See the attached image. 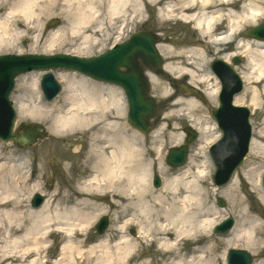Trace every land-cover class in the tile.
Returning a JSON list of instances; mask_svg holds the SVG:
<instances>
[{
    "label": "bare ground",
    "instance_id": "1",
    "mask_svg": "<svg viewBox=\"0 0 264 264\" xmlns=\"http://www.w3.org/2000/svg\"><path fill=\"white\" fill-rule=\"evenodd\" d=\"M150 9L165 21L194 23L197 33L190 41L164 36L157 45L164 64L147 72V78L165 108L161 124L149 134L152 145L148 147V136L128 122L120 88L58 71L55 77L64 84L63 92L46 103L39 79L34 80L35 104L18 100L19 118L46 125L48 136L42 141L46 148L52 141L75 147L70 151L79 159L78 170L61 156L62 174L71 188L56 182L49 191L41 184L47 175L42 164L28 165L34 152L1 143L0 264H227L226 251L232 248H245L256 257L255 264H264V205L260 213L238 201L241 184L248 182L264 204V127L233 180L224 188L213 184L216 195L228 198L229 215L237 219L229 234L220 236L212 230L224 212L209 206L203 187L211 171L206 150L218 138L210 116L220 107L217 98L221 108L225 102L218 92L231 87L236 106L250 102L256 110L264 109V41L241 38L243 29L264 19V0H0V52L29 38L34 45L31 53L47 54L66 44L74 50L64 53L85 57V50L100 45L106 29L142 22ZM50 19L60 21V26L46 34ZM231 44L240 55L220 58H244L248 71H239L241 91L231 78L234 72L226 75L222 64L218 70L210 67L208 51L222 56V47ZM22 79L19 82L25 83ZM184 80L197 89L189 92L191 96L173 91ZM184 123L203 142L186 167L172 170L162 164V151L169 142L176 148L183 145L184 135L174 130ZM156 165L163 178L161 188L150 185ZM32 193L44 196L40 207L28 204L26 196L29 201ZM239 205L244 210H238ZM102 218L109 224L104 233L96 231ZM55 238L58 243L51 244Z\"/></svg>",
    "mask_w": 264,
    "mask_h": 264
},
{
    "label": "rangeland",
    "instance_id": "2",
    "mask_svg": "<svg viewBox=\"0 0 264 264\" xmlns=\"http://www.w3.org/2000/svg\"><path fill=\"white\" fill-rule=\"evenodd\" d=\"M157 12L158 11L156 9H150L148 12L146 11L145 14H144V20L142 22H140V21L132 22V23H130L131 24L130 27L122 26V23H118V25H117V27L115 29L114 28L106 29V32L104 34L105 37L104 36H100V39L102 38L103 41L100 43V45L91 46L88 50H85V52H84L86 54L85 57L89 58L92 55L96 56L98 54L105 53V51H107L112 46L116 45L117 43H124L126 40L129 39L131 34L138 33L140 30H143L144 32H151V33H154V34L156 33L157 35H159V38H160L161 42H164V36H166L169 39L170 38H181V39H185V41H190L193 38L197 37V33H196L195 29H194L195 25H193V24L185 25V24L177 23L175 21H170V20L165 21V20L162 19V18H164V16L158 15ZM59 22L60 21H58L57 19L48 20V22L46 23V26H47L46 34H49V33L53 32L54 30H56L60 26ZM259 25H264V19H261V20H259L258 23L254 24L252 26H248L247 28L243 29V34H242L241 38H246L244 34H245V32L248 29H252V28L258 27ZM121 26H122V30L120 29ZM23 44H25V45L23 46ZM33 46L34 45L32 44V42H31V40L29 38H21L20 41H18V42L15 41L14 43H12V46H10L12 50H9V51H6V52H0V56H2V55H14V54H19V55H21V54H23V55L36 54V55L50 56V55H54V54H58V53L63 54L64 51L67 53L68 51L74 50V48H71V47L67 46L66 44H64V46L62 48H61L60 45H58L54 52H49L47 54H45L43 52H42L43 53L42 54L41 51H38L37 53H31L30 50H31V48ZM15 48H19L20 50L16 51ZM221 50H222V53H223L222 56H224V55L226 56L228 54H232L233 55L235 52H237V54H239V55L241 53L240 51L239 52L236 51L235 44L226 45V46L222 47ZM208 57L211 60L212 59L216 60V59H220L221 56H218L217 54L216 55H212L208 51ZM237 57H238V59H240V61L242 60V56H237ZM236 70L237 71H241V72L248 71L247 68H246V63H245L244 58H243V61H241L240 65L236 68ZM58 71H64V72L73 73V72L65 71V70H55V71H52V72L54 73V75H56ZM44 75H45V72H31V73H28V74H20L19 76H17L15 78V86H14V88H13L11 94H10V97H11L10 100L14 102L15 110L17 111V113H18V108H17L18 107L17 106V101L18 100L21 99V100L26 101V102L28 101V103L32 104V105L35 104V103H33L34 100H35V95H33V90H32L31 84H32V82H34V80L39 79V88H40V90L42 92L40 83H41V80L44 77ZM20 78H23L22 80H25L26 82L25 83L24 82L23 83L19 82ZM58 82H60V85L62 86V92H63L64 84L59 79H58ZM150 88L152 89V87H150ZM168 88L172 90V88L170 86ZM151 89H150V96L154 97V94H153ZM62 92H61V94H62ZM42 94H43V92H42ZM43 97H44V95H43ZM56 99H54V100H56ZM44 100H45L46 103L47 102L50 103L49 101H47L45 99V97H44ZM249 105H251L250 102H249ZM248 107H251V106H248ZM251 108L254 110V113H255L254 115L252 114L250 120H251V124H252V127H253L254 138H256L257 137V133L260 132L263 129V127H264V109H262L261 107H259L257 110L254 107H251ZM163 110H164V107H163ZM163 110H162V112H163ZM127 111H128V107H127V110H126V117H127V120H128V116H127L128 112ZM162 112H160V113L162 114ZM201 116H202V120L204 121L205 120V114L202 113ZM210 118H212V117L210 116ZM156 121H157L156 124H155V122L152 123V127H153L152 130L154 128H156L157 126H159L161 124L162 120L160 119V120H156ZM210 123H214V121L211 120ZM23 125L32 126V128H30L32 130L34 129V127H38V126H40L42 129H44L42 137H40V139H38L36 141L35 145H33L32 147L24 149V150H27V151H32L35 154V157H33L31 160H28V165H33L34 167L36 165V166L39 167V165L41 163L42 166L44 167V172L47 175L45 176L44 175L45 173L43 174L44 175L43 176L44 179H42L41 184H44L49 191L53 189L52 187H53V185L56 184V182L58 184H60L61 186H63V187H67L68 189L71 188L72 183L67 182L65 177H64V175L62 174V170H61V165L59 163V159H60L61 156L65 155V158L70 163L69 165L74 166L78 170L76 165L79 163V159L76 158V157L73 158L72 153L70 151V150H74L75 147H72V149H69L67 147H64L65 143L63 141H58V142L57 141H52L51 144H50V149L46 148V144L42 145V141L45 140L47 138V136H48V132H47L48 130L46 129V125L43 124L42 122L35 121V120L31 119V118L21 119V118H19V113H18V116H17V118L15 120V124H14V129H15L14 131L15 132L20 131L19 133L22 134L24 132V130H20V128ZM188 127H189L188 123H184L182 126H179L180 129L174 130V131H178V134H183L184 135L183 138H185V134L186 133L184 132V130L186 128H188ZM151 132L152 131H150L149 133H142L143 135L148 136V137H145V139H146L145 142L149 141L148 147H150L152 145L150 140H149V134ZM163 141L166 142L167 140H165V139L161 140V142H163ZM0 142L2 144L4 143L3 145H5V143H6V142H3L1 140H0ZM164 142L162 143L163 145H165ZM183 142H184V140H183ZM201 142H203V141H201L200 138H198L192 144V146L190 148L189 158L195 152H197V149L200 148V146H201ZM1 143H0V147H1ZM11 143L14 144L18 149L22 150L15 142L12 141ZM82 147H83V150L85 151L86 150V143H84L82 145ZM171 147H173V145L170 144V142H169V144L162 151V153L165 156V158L163 159V163L162 164L164 166H166V167L168 166V164L166 163V157H167L168 152H169ZM162 149H163V147H162ZM41 151H43L42 155H41V153H38V152H41ZM155 156H156L155 154L151 153V159L152 160L155 159ZM208 158L211 161L209 155H208ZM247 159L248 158H246V160L244 161L243 165L236 170V172L233 174V177L246 164ZM197 162H202V160H198L197 159ZM187 164L188 163H186V165ZM186 165H185V167H186ZM207 165L209 166L211 171L210 170L207 171V175L209 177H207L206 182H204V186L203 187L206 188L207 192H208L209 206H214V207L217 208V210H222V212H224V214H226V216H223L224 215L223 214L221 216V218H219V221L217 222V225H220L226 217H233L235 219V221H236L237 219H236L235 216H233V214L229 215L230 203H229L228 198H226V197H224L222 195H216L215 192H214L215 188H214V185H213L214 184L213 183V179H214V175H215V169H214V166L212 164V161H211V166H210V162ZM262 165H264V164H262ZM182 167H184V166H182ZM35 168H37V167H35ZM158 168H159L158 165H156V167L154 168L155 177H159L162 180V182H163V178L161 176H159V174H158L159 173L158 172L159 171ZM30 169H31V167H30ZM262 171L263 172H262L261 183L263 185L264 166H263ZM255 175H257V174H255ZM155 177H153V180L150 183V185L153 188H156L153 185ZM210 177H211V180H209ZM233 177H231L232 178L231 181L233 180ZM227 185L223 186L222 188L226 187ZM241 191H242V193H241L240 199H238V201L240 203L246 201L247 205H245V206L248 209H252L253 211L256 210L257 212H260V213L262 212L263 213V209H261V205H264V204H261L263 201H260L259 194L254 192V190L251 187V184H248V182H246L245 184H241ZM263 192H264V185H263ZM35 195H41V194L40 193H34V194L32 193L29 201H28V195L26 196L27 202L31 206H32V200L35 197ZM219 199H221V200H223L225 202V206L224 207H221V206L218 205ZM245 206L239 205L238 206V210H244ZM109 221H110V218H109ZM215 227H216V225H214L212 227V230L213 229L215 230ZM230 232H228L227 234H229ZM129 234H131V230L129 231ZM227 234H222V235H227ZM51 242H52L51 244H53V243L57 244L58 243L57 238L53 239ZM232 249L246 251L245 248H232ZM232 249H228L227 251L225 250L226 253H227V255H226V263L227 264H228V261H227L228 252L230 250H232ZM246 252L249 253V255L252 258L251 264H255L256 257L252 253H250L249 251H246ZM54 254H56V251H55ZM149 259H152V257H150Z\"/></svg>",
    "mask_w": 264,
    "mask_h": 264
},
{
    "label": "water",
    "instance_id": "3",
    "mask_svg": "<svg viewBox=\"0 0 264 264\" xmlns=\"http://www.w3.org/2000/svg\"><path fill=\"white\" fill-rule=\"evenodd\" d=\"M248 35L261 36L264 39V27L259 28L255 31H250ZM158 42L159 39L156 36L150 33H140L134 35V37L124 46L120 47L119 50L110 52L111 62L113 65L111 68V74L107 80L116 84H121L124 87L131 105L129 115L130 123L141 131L145 132L149 131L150 120L157 116L158 106H156L155 101L148 96L150 88L148 85V81L144 76V71L142 69L140 60L146 67L159 69L162 66L163 62L156 49V44ZM116 53H118L120 61H118L115 57L114 54ZM217 64H221V62L216 63L215 70L219 69V66H217ZM121 66L126 67V73L120 72ZM93 67L94 66L90 65V61H88L87 59H80L77 57H70L66 55H56L51 57L35 55L21 57H0V73L2 75V79H6V84H9V82H11L9 89L5 91L6 93L4 94L5 108L2 109V107L0 106V120L4 119L9 121L8 128H5V132L0 134L1 138H4L6 140L14 139L22 147H25L33 143L39 137H41L42 134L41 129L34 128L32 131H26L24 136L21 137H13L12 135V127L15 120V113L11 108L12 106L11 102H9V95L13 88V81L17 75L33 70H50L56 68H64L66 70H75L83 72L85 74H90L91 70H95ZM225 68L226 75H231L232 69L228 68V66ZM7 74H9V76L6 78ZM232 77L231 78L234 79L233 82L237 83L238 88H240L241 84L239 77L237 75H233ZM2 82L3 80L0 82L1 85ZM42 86L49 100L60 90L58 83L56 82L54 76L51 74L44 77ZM228 89L229 90L226 92L229 94V96H231L234 91H230L231 87H228ZM224 104L227 105L226 102H224ZM226 109H224L223 111L225 112ZM1 111L4 113H1ZM219 111H216L214 113L212 112L213 117L219 118L217 117L219 116ZM192 138L189 139L188 142H190ZM179 152L180 153L177 154L173 150L171 151L168 160L172 166H178L185 162L187 154L186 148ZM244 157L245 154L238 155L236 165L235 167H232L233 171L242 164V162L244 161ZM218 159L222 160V158L220 157ZM159 184L160 182L157 179L156 185ZM42 202L43 198L37 196L34 199L33 205L35 207H38L42 204ZM219 202L221 205H223L222 201ZM106 225L107 222L104 220L100 227V232L105 229ZM231 226L232 220H230L229 224L219 227L218 231H228ZM251 261L252 259L250 255L245 251L232 250L230 251L228 256L229 264H250Z\"/></svg>",
    "mask_w": 264,
    "mask_h": 264
}]
</instances>
